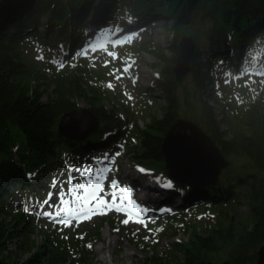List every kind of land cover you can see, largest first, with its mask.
<instances>
[{
  "label": "trees",
  "instance_id": "1",
  "mask_svg": "<svg viewBox=\"0 0 264 264\" xmlns=\"http://www.w3.org/2000/svg\"><path fill=\"white\" fill-rule=\"evenodd\" d=\"M102 4L105 11L96 16ZM157 17L171 19L166 47L170 56L152 40L126 44L120 54L130 59L145 51L161 66L151 83L163 102L161 116L151 117L141 128L118 109H106L104 92L92 89L82 77L88 66L78 49L89 37L88 22L93 27L114 24L115 33L131 32ZM36 26H43V36ZM185 35L193 38L195 48L190 71L177 81L173 68ZM29 40L55 51L45 69L24 59L19 46ZM247 67H264V0H0V264L84 262L100 239L101 225L108 221L118 232L119 223L104 218L94 230L74 235L47 223L45 242L29 245L26 234L34 232L38 221L25 211L28 201L63 196L69 176L79 178L76 169L98 167L104 154H127L132 165L158 175L163 184L167 175L161 144L181 117L195 122L227 159H244L245 164H236V169L230 162L209 186L191 187L167 177L170 182L164 185L176 193L178 202H161L160 207L171 211L166 222L187 239L168 245L178 256L171 253V259H164L158 252L151 260L256 264L264 243V86ZM224 72L248 83L250 97L238 105L217 97L213 89L220 88L216 84ZM45 79L51 82L50 91L43 86ZM81 100L98 124L76 141L60 135L57 126L62 115L81 109ZM211 100L223 105L226 114L219 117ZM240 207L246 211L240 213ZM30 249L25 259L18 258L17 253Z\"/></svg>",
  "mask_w": 264,
  "mask_h": 264
},
{
  "label": "rangeland",
  "instance_id": "2",
  "mask_svg": "<svg viewBox=\"0 0 264 264\" xmlns=\"http://www.w3.org/2000/svg\"><path fill=\"white\" fill-rule=\"evenodd\" d=\"M105 9L106 6H103V4L96 7V16L101 15ZM99 11L103 12L100 13ZM46 20V17L40 18L41 23H45ZM153 22L154 24H152ZM170 24V18L166 20L157 17L151 23L149 21L148 25L141 24L136 26L131 32L120 30L115 33L116 26L114 24L109 27L96 24L93 27L88 22L87 32L89 37L85 38L82 42L83 46L78 49L80 58L88 66L87 71L82 77L92 89L104 92L103 97L105 98H103V103L106 109H118L124 115V118L130 119V121L136 120V124L141 128L145 127L151 117L159 118L161 116L159 106L163 102L156 87L151 86L152 81L158 76L161 66L152 54L145 51L138 52L137 58L130 59H125L120 54L122 47L126 44L137 40L144 42L152 40L157 46L164 49L163 53L165 57H169L170 53L166 50V47L171 40L167 30ZM155 25H157L156 27H158L160 32L155 33ZM36 27L40 36H43L45 32L43 26ZM19 49L27 63L40 70L45 69L44 67L51 62V59L54 60L56 55L55 51L43 50L35 44V41L30 40L24 41L19 46ZM141 68L151 72V76L143 80ZM246 72L261 77L259 82L264 86V67L258 70L253 67H247ZM43 82L45 89L50 91V80L45 79ZM216 85L217 87L220 86L219 89H213V92L217 93V97H224L234 105H238L251 95L248 83L243 81L236 82L234 78H231L225 72L220 82ZM262 90L264 91V87ZM150 94H153L152 97L148 96ZM77 104L81 108L89 107L83 100L78 101ZM210 104L215 108L219 117L226 114L227 109L220 103L211 100ZM227 160L233 163L236 169L240 167H236V164H245L244 159ZM97 168L110 169L106 173V180L103 176L101 177L104 180L103 186L105 192L110 191L108 185L115 179L121 186H127L130 189L131 200L147 209L142 217L144 224L136 223L132 220L125 224L123 221L126 219V216L123 211L109 210L106 214L92 215L90 219H83L79 223L73 220L70 225L64 226L46 216H37L35 213L37 210H41L39 205L43 202L34 199L28 201L27 208H29L28 212L32 214L33 219L38 221V225L34 228V232H27L26 235H30L29 240H27L28 244L31 245V242L35 244L45 242L44 231L47 229V223L54 224L61 231L66 230L70 235H74L82 229L87 231L94 230L100 225V220L105 218L117 221L120 225V231L115 232L108 221L104 222L100 228L99 241L93 243L91 254L80 264H154L155 262L153 263L151 257L158 252L164 259H171V253L174 256H178V254L173 252L174 250L172 252L168 251V249H171L168 245L176 241H185L187 235L179 228L175 229L168 225L166 216L171 211L160 207L161 202H169V200L178 202L176 193L164 185L168 184L170 180L166 177V180L164 179L163 181L164 183L159 184L157 181L158 175H152V173L132 165L128 155L123 153L119 155H114L113 153L104 154L98 167H91L90 169ZM235 168H232V171ZM224 171L226 170H222L220 175ZM261 175L264 177V173ZM41 181L43 184L46 183V180L43 178ZM147 182L150 183V186L146 185ZM101 195H104V193H101ZM106 198L110 199V197ZM16 201L18 204L22 203L19 197L16 198ZM49 203L57 204L58 197L51 195ZM149 208H152V210H149ZM42 210L51 211L47 205H44ZM238 210L240 213L246 211L243 207H240ZM6 219L8 221L10 218L6 217ZM145 237H148V239H145ZM98 247L101 250H98ZM10 249H15L13 244L10 245ZM32 252L33 249L25 250L24 252L17 253V256L19 259H25ZM100 257L105 258L102 259Z\"/></svg>",
  "mask_w": 264,
  "mask_h": 264
},
{
  "label": "water",
  "instance_id": "3",
  "mask_svg": "<svg viewBox=\"0 0 264 264\" xmlns=\"http://www.w3.org/2000/svg\"><path fill=\"white\" fill-rule=\"evenodd\" d=\"M194 48L195 43L191 36L185 35L181 38L178 44V57L173 68L177 81L190 71ZM97 124L96 118L88 108H81L62 115L57 130L60 135L79 141L88 133L95 131ZM160 153L167 177L174 183L191 187L215 184L222 170L230 164L217 145L195 122L182 117L167 130ZM256 264H264V243L257 251Z\"/></svg>",
  "mask_w": 264,
  "mask_h": 264
},
{
  "label": "snow or ice",
  "instance_id": "4",
  "mask_svg": "<svg viewBox=\"0 0 264 264\" xmlns=\"http://www.w3.org/2000/svg\"><path fill=\"white\" fill-rule=\"evenodd\" d=\"M75 171L79 173V178L69 176L68 189L63 196H58V203L50 204L51 194H49V197L39 205L41 210L36 211L37 216H46L56 223L68 226L73 220L79 223L83 219H90L92 215L106 214L109 210H116L123 211L126 216L123 221L125 224L130 220L144 224L142 217L147 209L131 200L130 189L127 186H121L117 180L113 179L108 185L110 191L105 192L104 180L101 177L103 176L106 180V173L110 169L85 168ZM44 205H47L51 211H43ZM25 211H29V208L26 207Z\"/></svg>",
  "mask_w": 264,
  "mask_h": 264
},
{
  "label": "bare ground",
  "instance_id": "5",
  "mask_svg": "<svg viewBox=\"0 0 264 264\" xmlns=\"http://www.w3.org/2000/svg\"><path fill=\"white\" fill-rule=\"evenodd\" d=\"M151 23V22H150ZM152 24H154V22L152 23ZM157 25H155V33H158V32H160L159 31V29H158V27H156ZM157 28V29H156ZM141 73H142V79L144 80V79H146V78H148L149 76H151V72H148V71H146V69H144V68H141ZM146 185L147 186H150V183L149 182H147L146 183ZM138 189V188H137ZM156 190H158V189H156ZM98 250H101V248L100 247H98L97 248ZM128 255V254H127ZM100 258H102V259H104L105 257H100Z\"/></svg>",
  "mask_w": 264,
  "mask_h": 264
}]
</instances>
